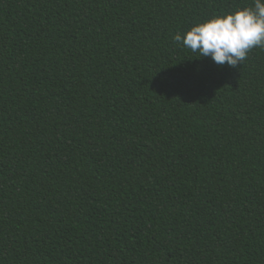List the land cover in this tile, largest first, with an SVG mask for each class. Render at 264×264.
Segmentation results:
<instances>
[{
    "label": "trees",
    "instance_id": "1",
    "mask_svg": "<svg viewBox=\"0 0 264 264\" xmlns=\"http://www.w3.org/2000/svg\"><path fill=\"white\" fill-rule=\"evenodd\" d=\"M253 0H0V264H264V48L174 40Z\"/></svg>",
    "mask_w": 264,
    "mask_h": 264
},
{
    "label": "clouds",
    "instance_id": "2",
    "mask_svg": "<svg viewBox=\"0 0 264 264\" xmlns=\"http://www.w3.org/2000/svg\"><path fill=\"white\" fill-rule=\"evenodd\" d=\"M174 40L218 66L236 68L253 48H264V0L198 24Z\"/></svg>",
    "mask_w": 264,
    "mask_h": 264
}]
</instances>
